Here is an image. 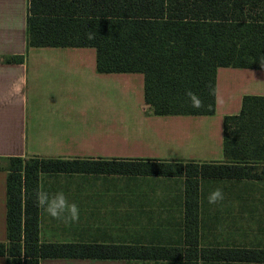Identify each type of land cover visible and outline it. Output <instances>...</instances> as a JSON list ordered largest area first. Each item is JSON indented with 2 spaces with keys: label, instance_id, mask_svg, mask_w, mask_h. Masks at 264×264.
Masks as SVG:
<instances>
[{
  "label": "crops",
  "instance_id": "0c3cea01",
  "mask_svg": "<svg viewBox=\"0 0 264 264\" xmlns=\"http://www.w3.org/2000/svg\"><path fill=\"white\" fill-rule=\"evenodd\" d=\"M27 11L28 0H0V157L37 155L108 162L104 165L107 169L97 172L46 173L51 177L47 183L41 178V191L49 196L63 192L68 202L79 208V221L68 224L41 208V238L149 246H175L179 241L183 251L189 235L198 238L200 246L231 244L215 232L214 223L221 222V210L216 204L211 210L208 197L217 188L210 190L208 185H214L206 183L214 178L194 176L197 183L193 185V200L199 202V210L190 216L185 173L153 175L136 169L121 172L111 166L121 159L224 162L225 116L241 112L244 96L264 95V68L219 66L216 91L222 103L216 102L212 114H154L145 104L143 72H99L93 46L27 47ZM23 54V61L4 59L5 55ZM180 176L184 184L174 188L170 181ZM239 196L240 206L247 208L249 194ZM6 204L7 171L0 169V241L7 239ZM191 218L210 225L189 234L184 228ZM187 262L264 264L217 261L200 254L190 258L155 255L40 259V264ZM0 264H6V256L0 255Z\"/></svg>",
  "mask_w": 264,
  "mask_h": 264
},
{
  "label": "trees",
  "instance_id": "16d2710c",
  "mask_svg": "<svg viewBox=\"0 0 264 264\" xmlns=\"http://www.w3.org/2000/svg\"><path fill=\"white\" fill-rule=\"evenodd\" d=\"M89 33L95 38L89 39ZM26 42L27 47L93 46L99 72H143L145 104L154 114H212L219 66L264 68V0H28ZM25 56L5 55L4 59L23 61ZM187 90L198 94L203 108L191 106ZM224 152L227 160L222 163L121 159L111 169L185 173L190 216L199 210V202L193 200L194 176L251 185L264 182V95L244 96L241 112L225 116ZM107 163L37 155L0 157V169L7 171V239L0 241L6 264H40L42 257L190 258L197 254L217 261L264 263V246H200L192 235L187 236L184 251L179 241L175 246H149L42 239L41 208L36 203L42 174L97 172L107 169ZM185 225L191 234L210 224L191 218Z\"/></svg>",
  "mask_w": 264,
  "mask_h": 264
},
{
  "label": "rangeland",
  "instance_id": "374dc122",
  "mask_svg": "<svg viewBox=\"0 0 264 264\" xmlns=\"http://www.w3.org/2000/svg\"><path fill=\"white\" fill-rule=\"evenodd\" d=\"M173 180L170 183L174 184V188L182 187L184 184L182 176ZM42 181L45 183L51 181L50 175L44 173ZM206 183L214 185H208L210 190L221 188L226 196V199L216 203L217 208L221 210L218 216L221 220L219 224H222V228L218 227L215 231L218 238L231 244L264 246V182L255 181L250 185L248 181L235 183L230 179H213L207 180ZM239 193L244 197L249 194L250 201L247 208L240 206ZM216 205L212 204L210 209H216Z\"/></svg>",
  "mask_w": 264,
  "mask_h": 264
},
{
  "label": "clouds",
  "instance_id": "9594fccd",
  "mask_svg": "<svg viewBox=\"0 0 264 264\" xmlns=\"http://www.w3.org/2000/svg\"><path fill=\"white\" fill-rule=\"evenodd\" d=\"M88 38L94 39V33H89ZM185 95L191 101V106L193 108L199 109L204 107L203 101L198 94L191 90H187ZM212 95L215 96L217 104L222 103V99L215 89L212 90ZM224 198L225 196L222 189L217 188L210 194L208 201L210 204H216ZM36 203L37 206L43 208L48 215L62 223L68 224L79 221V208L77 204H70L63 192H58L55 195L49 196L47 192L39 191L36 194Z\"/></svg>",
  "mask_w": 264,
  "mask_h": 264
}]
</instances>
